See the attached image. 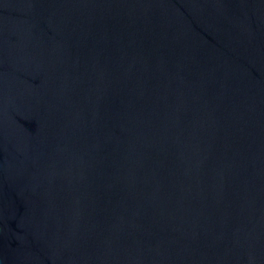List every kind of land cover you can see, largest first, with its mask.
<instances>
[{
  "label": "water",
  "instance_id": "95a60500",
  "mask_svg": "<svg viewBox=\"0 0 264 264\" xmlns=\"http://www.w3.org/2000/svg\"><path fill=\"white\" fill-rule=\"evenodd\" d=\"M0 264H264V0H0Z\"/></svg>",
  "mask_w": 264,
  "mask_h": 264
}]
</instances>
